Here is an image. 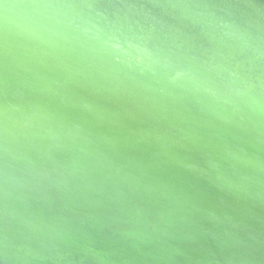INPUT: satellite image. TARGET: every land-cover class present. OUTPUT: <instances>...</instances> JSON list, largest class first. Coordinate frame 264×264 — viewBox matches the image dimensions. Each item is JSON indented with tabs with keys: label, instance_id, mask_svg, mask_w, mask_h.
Here are the masks:
<instances>
[{
	"label": "water",
	"instance_id": "obj_1",
	"mask_svg": "<svg viewBox=\"0 0 264 264\" xmlns=\"http://www.w3.org/2000/svg\"><path fill=\"white\" fill-rule=\"evenodd\" d=\"M59 25L0 8V264H264V117Z\"/></svg>",
	"mask_w": 264,
	"mask_h": 264
},
{
	"label": "bare ground",
	"instance_id": "obj_2",
	"mask_svg": "<svg viewBox=\"0 0 264 264\" xmlns=\"http://www.w3.org/2000/svg\"><path fill=\"white\" fill-rule=\"evenodd\" d=\"M0 8L104 40V62L114 59L132 75L168 68L201 94L254 106L264 117V0H0ZM156 40L167 53L156 50Z\"/></svg>",
	"mask_w": 264,
	"mask_h": 264
}]
</instances>
